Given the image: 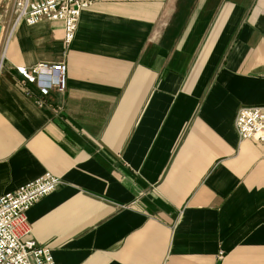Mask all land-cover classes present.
I'll list each match as a JSON object with an SVG mask.
<instances>
[{
    "label": "crops",
    "instance_id": "0c3cea01",
    "mask_svg": "<svg viewBox=\"0 0 264 264\" xmlns=\"http://www.w3.org/2000/svg\"><path fill=\"white\" fill-rule=\"evenodd\" d=\"M25 1L0 11V195L61 179L31 238L55 264H264V144L234 123L264 105V0H97L69 46ZM40 61L67 76L43 108L14 70Z\"/></svg>",
    "mask_w": 264,
    "mask_h": 264
},
{
    "label": "built area",
    "instance_id": "2783aa9c",
    "mask_svg": "<svg viewBox=\"0 0 264 264\" xmlns=\"http://www.w3.org/2000/svg\"><path fill=\"white\" fill-rule=\"evenodd\" d=\"M0 0V11L3 7ZM97 0L25 1L16 22L34 25L41 19L58 22L63 28L64 44L74 40L80 14ZM24 96L38 108L49 104L53 90L67 88L66 65L61 61H40L32 66H15ZM235 127L241 139L264 144V105L243 106L235 115ZM61 179L45 172L16 190L0 195V264H55L50 248L31 238L27 211L40 198L54 191ZM222 254L220 252L219 257Z\"/></svg>",
    "mask_w": 264,
    "mask_h": 264
},
{
    "label": "rangeland",
    "instance_id": "374dc122",
    "mask_svg": "<svg viewBox=\"0 0 264 264\" xmlns=\"http://www.w3.org/2000/svg\"><path fill=\"white\" fill-rule=\"evenodd\" d=\"M2 59V58H1ZM0 64H2V60H0ZM15 70V69H14Z\"/></svg>",
    "mask_w": 264,
    "mask_h": 264
},
{
    "label": "bare ground",
    "instance_id": "6f19581e",
    "mask_svg": "<svg viewBox=\"0 0 264 264\" xmlns=\"http://www.w3.org/2000/svg\"><path fill=\"white\" fill-rule=\"evenodd\" d=\"M2 60V59H1ZM2 64H0V68H1Z\"/></svg>",
    "mask_w": 264,
    "mask_h": 264
},
{
    "label": "water",
    "instance_id": "95a60500",
    "mask_svg": "<svg viewBox=\"0 0 264 264\" xmlns=\"http://www.w3.org/2000/svg\"><path fill=\"white\" fill-rule=\"evenodd\" d=\"M0 33H1V26H0Z\"/></svg>",
    "mask_w": 264,
    "mask_h": 264
}]
</instances>
